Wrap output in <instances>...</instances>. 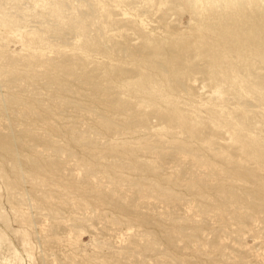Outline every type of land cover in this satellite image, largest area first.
Wrapping results in <instances>:
<instances>
[{
    "label": "rangeland",
    "instance_id": "obj_1",
    "mask_svg": "<svg viewBox=\"0 0 264 264\" xmlns=\"http://www.w3.org/2000/svg\"><path fill=\"white\" fill-rule=\"evenodd\" d=\"M249 32L264 0H0V264H264Z\"/></svg>",
    "mask_w": 264,
    "mask_h": 264
},
{
    "label": "bare ground",
    "instance_id": "obj_2",
    "mask_svg": "<svg viewBox=\"0 0 264 264\" xmlns=\"http://www.w3.org/2000/svg\"><path fill=\"white\" fill-rule=\"evenodd\" d=\"M190 1V0H189ZM192 1V0H191ZM184 5V4H183ZM185 6V5H184ZM199 8V7H198ZM225 25V24H224ZM256 26V25H255ZM231 28V27H230ZM213 30H217V36H218V39L222 42V45L219 47L218 46V44H217V46L216 47H214V48H211V51L210 52H212V58H213V62H214V64H215V66H217L216 68L217 69H219L218 67H221L223 64H224V60H225V57L223 56V54L225 53V52H227V53H230V55H232L233 56V54H235L239 49V45L240 44H238V43H234L233 41L231 42V41H228L227 40V35L229 36V33H230V29L228 28V26H222V24H211V25H209L208 26V28L207 29H202V30H199L200 32H201V34H209V33H211V31H213ZM240 30V29H239ZM245 30V29H244ZM250 30V29H249ZM213 33V32H212ZM246 34V33H245ZM248 37H250V38H252V40H253V42H254V46H252V48L251 49H253V52L254 53H259L261 50H260V45H261V43H263L262 41L260 42V45H258L256 42L259 40V39H261V38H259V34H257L256 32H249V34L247 35ZM247 36L245 37V38H247ZM248 39V38H247ZM257 40V41H256ZM239 41V40H238ZM247 41V40H246ZM260 41V40H259ZM252 42V43H253ZM202 42H201V39H200V41L198 40V41H196V42H194L193 43V45H192V47L194 48V51H196V52H199V54H200V50L202 49L201 48V46H200V44H201ZM244 43V42H243ZM259 43V42H258ZM220 44V43H219ZM237 44H238V46H237ZM249 44V43H248ZM264 45V44H263ZM263 45H261V46H263ZM250 48V47H249ZM242 53V52H241ZM239 54V53H238ZM259 55H261V54H259ZM263 55V54H262ZM236 56V55H235ZM243 56V55H242ZM235 58V57H234ZM237 58H238V56H237ZM236 58V59H237ZM211 65V64H210ZM213 65V64H212ZM211 65V66H212ZM215 66H212V67H215ZM223 66H225V65H223ZM222 66V67H223ZM209 67V66H208ZM212 67H210V68H212ZM221 67V68H222ZM227 66H225V68H226ZM225 68L223 67V70H225ZM230 69V68H229ZM232 69V68H231ZM234 69V68H233ZM210 70V69H209ZM222 70V69H221ZM227 70V69H226ZM212 71V70H211ZM128 82V81H127ZM131 83H133V84H137L138 83V80H137V82H136V80H134V81H132ZM130 83V84H131ZM263 159V158H262Z\"/></svg>",
    "mask_w": 264,
    "mask_h": 264
}]
</instances>
